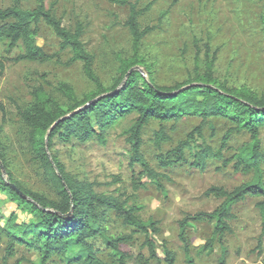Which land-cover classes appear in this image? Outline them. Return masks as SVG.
I'll return each instance as SVG.
<instances>
[{"label": "rangeland", "instance_id": "rangeland-1", "mask_svg": "<svg viewBox=\"0 0 264 264\" xmlns=\"http://www.w3.org/2000/svg\"><path fill=\"white\" fill-rule=\"evenodd\" d=\"M23 9H32L34 0H20ZM116 0H45V5L70 31L82 28L81 41L94 58V72L104 87H109L117 77L119 60L131 57L132 39L125 27L128 7L118 5ZM173 0H128L137 9L150 7L138 20L141 29L151 28L141 42L139 55L151 67L152 76L160 86H173L193 76L195 68L205 71L207 61L212 62L214 78L229 87H245L256 94L264 93V43L260 33V18L264 15V0H180L171 7ZM12 4V0H0V9ZM166 11V16H162ZM38 47L48 54H57L58 40L45 26L39 27L36 39ZM207 47V48H206ZM207 52V56L205 55ZM23 52L21 45L8 51L0 43V61L12 59ZM69 51L60 53L57 61L45 64L5 62L0 77V141L5 149L13 178L24 188L54 200L55 194L44 181L41 172L31 160L27 137L29 131L19 120L17 108L31 103V93L42 88L59 103L64 99L57 91L59 85L70 87L78 98L91 92L93 86L83 75L81 63L68 67ZM144 73L143 68H138ZM146 78L148 75H144ZM135 117L130 116L115 126L107 135L105 145L95 140L84 144L72 141L64 144L54 141L53 154L64 165L67 173L76 181L91 184L95 193L127 199V208L139 207L138 220L158 223L159 234L153 236L157 245L159 263L166 264L162 242L173 253L175 264L185 262L182 245L178 240V223L186 215L198 212L211 213L220 200L205 197L211 187L232 191L249 182L251 175L223 167L220 162H208L200 173L187 163L168 170H161L156 155L172 150L177 143L199 126L197 118H187L172 128V124L160 125L150 122L141 134V153L147 164L162 175L163 191L143 177L144 189L134 192L132 183L138 178L139 166H131L129 145L124 132L130 128ZM160 129L170 138L159 151L154 145ZM230 129L224 120H210L202 131L203 142L218 149ZM261 150L264 152V130L260 132ZM249 142L248 134H233L228 147L235 150ZM232 151L225 153L229 157ZM264 172V163L262 164ZM259 199L249 198L233 208L234 221L230 223L231 234L225 237L226 256L223 264H264L262 251L256 249L260 234V216L256 208ZM14 215L19 223H29L30 217L0 194V264H38L35 250L16 248L13 257H6L7 239L3 235L8 219ZM106 227L112 236H127L132 228L108 214ZM212 224L193 223L188 228L190 258L192 264H220V249L214 242L213 249L202 255L197 250L211 239ZM132 242L121 245V251L129 255L128 264H134L137 255L147 256L142 248L141 235H133ZM72 255L52 259L51 264H72ZM106 264H116L107 252L100 256Z\"/></svg>", "mask_w": 264, "mask_h": 264}, {"label": "trees", "instance_id": "trees-1", "mask_svg": "<svg viewBox=\"0 0 264 264\" xmlns=\"http://www.w3.org/2000/svg\"><path fill=\"white\" fill-rule=\"evenodd\" d=\"M179 1L173 0L171 7ZM34 2L32 9H23L20 0H12L9 7L0 9V43L8 51L19 45L23 48V52L16 57L0 61V77L5 62L45 64L57 61L60 53L69 51L71 57L65 65L70 67L81 63L83 75L92 84L93 90L78 98L70 87L61 84L57 91L64 103H59L39 87L32 91L28 107L17 108L19 120L29 131L27 142L31 160L56 198L51 200L28 190L13 178L0 141V194L8 196L30 217L29 223H19L14 215L9 217L8 228L3 233L7 239L6 257H13L19 247L37 251L40 257L38 264H51L54 257L67 254L72 255L69 258L72 264H106L100 256L107 252L116 264H128L130 257L120 247L132 242V236L137 234L143 238L141 247L146 248L147 256L137 255L134 264L160 262L153 239L159 234L158 223L138 220L136 214L140 208H127V199L121 201L120 197L95 193L91 184L76 181L52 152L55 140L64 144L72 141L84 144L95 140L105 145L109 132L130 116L135 119L124 135L129 145L130 164L132 167L139 166L141 171L132 183L134 192L144 189L140 182L143 177L163 191V176L147 164L141 153V134L150 122L160 125L171 123L173 128L183 119L200 120L199 126L172 150L156 155L161 170L186 164L190 159L189 167L200 173L207 169L208 162L216 161L223 167L231 166L235 172L251 175L249 182L232 191L209 188L204 196L220 200L219 206L211 213L186 215L178 223V240L185 262L192 264L189 225L206 223L212 224L211 239L197 250V255L212 251L215 242L221 253L220 264H223L226 256L225 237L231 234L230 223L235 219L233 208L249 198L260 200L255 206L261 225L256 249L261 253L264 242V152L259 137L264 130V93L256 94L245 87L234 88L220 83L214 78L211 61L206 62L203 73H199L196 67L193 76L181 83L158 85L151 67L139 55L141 42L152 29H141L138 20L150 7L139 10L128 0L115 2L127 6L129 10L125 27L132 39L131 57L119 60L117 77L109 87H104L95 75L93 56L86 52L82 44V28L77 26L73 31L68 30L46 7L45 0ZM167 12L162 16H166ZM41 25L47 27L58 40L57 54H48L37 46ZM260 27L264 43V15L260 18ZM138 68H143L144 73ZM144 75H148L147 78ZM0 110L3 117L2 107ZM219 119L229 124L230 129L215 150L203 142L202 131L208 121ZM241 133L248 134L249 142L238 149H230V137ZM169 141L170 138L160 129L155 135L154 145L159 151L162 144ZM230 151L232 154L225 157V153ZM109 213L124 226L132 228L131 234L110 235L105 226ZM162 252L166 264H175L174 255L165 242H162Z\"/></svg>", "mask_w": 264, "mask_h": 264}, {"label": "water", "instance_id": "water-1", "mask_svg": "<svg viewBox=\"0 0 264 264\" xmlns=\"http://www.w3.org/2000/svg\"><path fill=\"white\" fill-rule=\"evenodd\" d=\"M98 101V100H97Z\"/></svg>", "mask_w": 264, "mask_h": 264}]
</instances>
